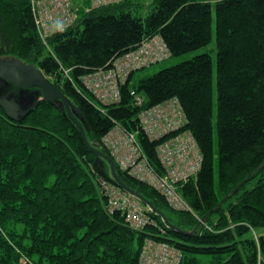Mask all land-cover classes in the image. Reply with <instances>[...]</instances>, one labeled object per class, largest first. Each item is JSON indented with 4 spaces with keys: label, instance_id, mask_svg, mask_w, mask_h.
Masks as SVG:
<instances>
[{
    "label": "trees",
    "instance_id": "16d2710c",
    "mask_svg": "<svg viewBox=\"0 0 264 264\" xmlns=\"http://www.w3.org/2000/svg\"><path fill=\"white\" fill-rule=\"evenodd\" d=\"M137 8L126 0L80 10L71 28L44 45L29 0H0V57L38 68L79 110L88 142L109 157L102 139L113 127L134 133L159 174L163 139L149 141L138 115L176 99L185 124L166 139L188 132L202 158L197 174L177 184L190 211L171 209L154 187L116 166L125 185L166 216L147 211L150 223L132 229L121 212L107 211L102 183L117 185L62 102L43 101L35 87L18 88L29 94L22 109L38 104L20 121L0 108V264H138L147 240L176 250L178 264H264V233H257L264 229V0L215 2V122L208 53L147 77L135 78L144 68L131 72L115 104H101L86 89L84 75L151 37L165 42L168 58L211 42L208 1L155 0L143 18ZM8 88L14 86L0 88V96L15 94Z\"/></svg>",
    "mask_w": 264,
    "mask_h": 264
},
{
    "label": "built area",
    "instance_id": "2783aa9c",
    "mask_svg": "<svg viewBox=\"0 0 264 264\" xmlns=\"http://www.w3.org/2000/svg\"><path fill=\"white\" fill-rule=\"evenodd\" d=\"M85 1L87 3L85 4ZM126 0H29L36 30L47 45L50 35L71 28L77 21L79 11L89 12L102 6ZM165 42L158 36L143 41L136 49L115 58L105 69H98L82 77V83L94 98L104 105L115 104L120 99V86L131 72L146 68L168 59ZM67 74V70H65ZM137 105L143 103L135 97ZM140 128L151 140L163 141L157 146V155L164 169L157 173L148 163L134 133L119 126L113 127L102 139L111 159L121 171L145 182L159 191L169 207L176 211H190L188 204L177 191V184L196 175L201 166V153L188 132L180 130L185 124L183 111L176 99L146 108L138 115ZM107 198V211H119L133 229H142L150 219L137 198L118 187L102 183ZM179 254L164 243L147 240L139 256L138 264H178Z\"/></svg>",
    "mask_w": 264,
    "mask_h": 264
},
{
    "label": "water",
    "instance_id": "95a60500",
    "mask_svg": "<svg viewBox=\"0 0 264 264\" xmlns=\"http://www.w3.org/2000/svg\"><path fill=\"white\" fill-rule=\"evenodd\" d=\"M6 84H12L14 86V91L18 88L29 89L37 88L42 94V100L46 102H54L60 100L62 102L61 106L64 107L69 118L77 126L86 146L88 149L94 153L98 158L106 161L110 169V175L112 180L115 182L117 187L124 192L133 195L137 198L143 205L149 208L150 211H154L166 220V216L155 209L152 204L143 198L141 195L130 189L125 183L119 178L118 172L116 170L113 160L106 154L102 153L97 148L93 147L87 140L83 125L80 121L81 115L79 110L69 101V99L35 66L31 64H26L15 57H0V87ZM38 102L34 103L27 109H22L14 98H8L7 95L0 97V108L4 111L5 115L14 121H20L24 118L36 105ZM100 159L97 160L99 163ZM245 182V181H244ZM244 182L242 184H244ZM235 189L233 193L236 191ZM206 216L201 219L197 226L203 223ZM197 227L190 234H194Z\"/></svg>",
    "mask_w": 264,
    "mask_h": 264
},
{
    "label": "rangeland",
    "instance_id": "374dc122",
    "mask_svg": "<svg viewBox=\"0 0 264 264\" xmlns=\"http://www.w3.org/2000/svg\"><path fill=\"white\" fill-rule=\"evenodd\" d=\"M154 1L155 0H132V2H134L138 5L137 11L134 12V14L138 15L141 18L145 17L150 12V10L152 8V4ZM205 1H208L209 3H211V16H212V20H211V33H212L211 42L207 46L202 47L200 49H197L195 51L183 54L179 57L168 58V59L163 60L159 63L152 64V65L144 68L143 70H139L135 73V78H142V77L151 76L152 74L157 73L158 71H160L164 68L174 66V65L179 64L181 62H184L186 60H190L191 58H193L194 56H197V55H201L204 53L210 54L211 59H212V64H213V101H214V113L213 114H214V122H215V117H216V75H215V69H216V37H215V9H214V5H215V2L218 0H205ZM8 86H9V84H8ZM8 89L13 90L14 88H8ZM7 92L8 91L5 92L4 96L7 95L6 94ZM14 92H15V94L10 93L7 95V97L8 98H14L17 101V103L25 101L24 100V99H26L25 97L29 95L28 93H26V94L19 93L18 90L14 91ZM0 94H2V93L0 92ZM11 95H16V96L11 97ZM0 97H3V96H0ZM214 141L216 144V134L214 135ZM215 158H216V145H215ZM115 167H116V165H115ZM214 178L216 181L217 180V167H216V165H215V176H214ZM257 233H259V234L264 233V229L259 230Z\"/></svg>",
    "mask_w": 264,
    "mask_h": 264
},
{
    "label": "bare ground",
    "instance_id": "6f19581e",
    "mask_svg": "<svg viewBox=\"0 0 264 264\" xmlns=\"http://www.w3.org/2000/svg\"><path fill=\"white\" fill-rule=\"evenodd\" d=\"M28 115V114H27ZM150 141V140H149ZM139 144V143H138ZM143 153H144V151H143ZM145 154V153H144ZM107 182V181H106ZM236 192V191H235ZM233 194V193H232ZM164 197V196H163ZM226 199H227V197H226ZM222 203V202H221ZM221 207V206H220ZM218 211V210H217ZM211 212V211H210ZM150 220H152V219H150ZM201 221V220H200ZM199 221V222H200ZM202 225V224H201ZM146 227V226H145ZM133 229V228H132ZM136 230V229H135ZM183 232V231H182ZM145 242V241H144ZM159 243V242H158ZM163 243V242H162Z\"/></svg>",
    "mask_w": 264,
    "mask_h": 264
},
{
    "label": "flooded vegetation",
    "instance_id": "af4514ba",
    "mask_svg": "<svg viewBox=\"0 0 264 264\" xmlns=\"http://www.w3.org/2000/svg\"><path fill=\"white\" fill-rule=\"evenodd\" d=\"M5 86H6V85H5ZM3 87H4V86H1L0 88H3ZM10 93H11V91H8V92H7V95L10 94Z\"/></svg>",
    "mask_w": 264,
    "mask_h": 264
}]
</instances>
